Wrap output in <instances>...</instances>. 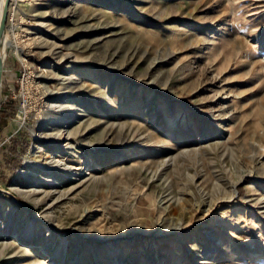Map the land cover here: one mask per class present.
I'll return each mask as SVG.
<instances>
[{"label": "rangeland", "instance_id": "obj_1", "mask_svg": "<svg viewBox=\"0 0 264 264\" xmlns=\"http://www.w3.org/2000/svg\"><path fill=\"white\" fill-rule=\"evenodd\" d=\"M6 23L0 264L264 253V0H10Z\"/></svg>", "mask_w": 264, "mask_h": 264}, {"label": "bare ground", "instance_id": "obj_2", "mask_svg": "<svg viewBox=\"0 0 264 264\" xmlns=\"http://www.w3.org/2000/svg\"><path fill=\"white\" fill-rule=\"evenodd\" d=\"M4 5H5V0H0V21H1L2 15H3V12H4ZM7 11H8V6H7ZM8 42H9V33H8L7 25H6V31H5V35H4V52H3L4 56H5V52H6L5 49L8 46ZM89 104H92V103L87 102L86 105H89ZM94 108H96V110H99L100 109V105L99 104H94ZM82 115H83L82 113H78L77 116H76V119L72 120L70 118L68 120H65L64 122H66L68 124L65 126L66 128H65V132L64 133H62L63 131L59 132V133H57L55 131H47L46 132V134H45L46 142H47V145L50 148L49 153L47 152L48 155L46 156L47 157L46 158V162H51V163L57 162V163H59L61 161V158L58 157L59 153H60L61 149L64 148V146L66 144H68V143L63 142V143L55 144L53 139L64 140L65 138H67L68 137L67 135H70V133L72 131V129H70V126L73 125V123L75 124L77 122H80ZM49 116H50V118L46 117V119H45L46 121L44 122V124H45L44 129H46V130L48 128H53L54 125H56L59 122V117L56 116V114H50V115H48V117ZM48 119L51 120V121H48ZM35 149H36V151L45 150V146H43L41 144H37L36 147L33 150L34 152H35ZM67 167H71L73 170L74 169H80L79 166H74V165L64 166V168H67ZM97 167H98V165H94V166L86 169L85 172H83V173L71 170L72 173L69 175V178H70V180L79 179V176H83V175H86V174H91V172H93V170L97 169ZM114 167H118V165H114ZM52 177H54L53 174L48 176L47 177V181L54 183L55 181L53 180ZM213 240H220V242L222 244H223V242H225L224 239L219 237L218 235L214 236ZM247 256H248L247 261L250 262L251 264H264V253L261 252V251H257L255 253L248 254Z\"/></svg>", "mask_w": 264, "mask_h": 264}, {"label": "water", "instance_id": "obj_3", "mask_svg": "<svg viewBox=\"0 0 264 264\" xmlns=\"http://www.w3.org/2000/svg\"><path fill=\"white\" fill-rule=\"evenodd\" d=\"M10 0H5L4 12L0 21V83L2 81L3 67H4V35L6 31V19H7V6Z\"/></svg>", "mask_w": 264, "mask_h": 264}]
</instances>
